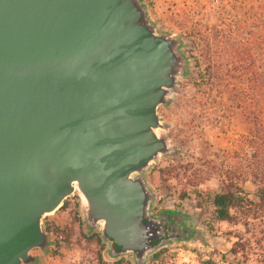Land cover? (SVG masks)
Returning a JSON list of instances; mask_svg holds the SVG:
<instances>
[{
    "label": "water",
    "instance_id": "1",
    "mask_svg": "<svg viewBox=\"0 0 264 264\" xmlns=\"http://www.w3.org/2000/svg\"><path fill=\"white\" fill-rule=\"evenodd\" d=\"M180 46L142 0H0V264H35L43 218L75 192L112 254L142 264L172 239L145 173L175 152L158 108Z\"/></svg>",
    "mask_w": 264,
    "mask_h": 264
},
{
    "label": "rangeland",
    "instance_id": "2",
    "mask_svg": "<svg viewBox=\"0 0 264 264\" xmlns=\"http://www.w3.org/2000/svg\"><path fill=\"white\" fill-rule=\"evenodd\" d=\"M142 1L158 30L181 40L180 51L188 59L175 94L158 108L165 125L158 133L169 135L175 152L160 156L145 173L154 194L150 215L160 218L172 212L187 221L190 231L187 237L166 241L142 264H264V210L236 209L234 221H216L209 198L225 180L256 199L257 167L264 164V122L249 118L245 110H257L256 104L239 99L235 80H219L214 73L229 49L220 39L254 38L251 8L258 0ZM212 37L214 67L209 69L201 49ZM42 225L50 241L45 250L32 251L38 257L35 264H137L131 253L112 254L101 227L87 223L78 192L45 216Z\"/></svg>",
    "mask_w": 264,
    "mask_h": 264
},
{
    "label": "trees",
    "instance_id": "3",
    "mask_svg": "<svg viewBox=\"0 0 264 264\" xmlns=\"http://www.w3.org/2000/svg\"><path fill=\"white\" fill-rule=\"evenodd\" d=\"M251 9L254 13L250 21H253L256 29L254 38L248 39L240 36L230 42L229 35L220 36V38L225 37L220 41L227 44L229 49L226 50V55L221 57L223 65L218 66L219 69H216L214 77L219 80L225 78L235 80L237 83L234 86L237 85L240 94L239 99L242 101L251 100L257 107V110L251 108L245 112L248 115L250 113L249 118L251 116L255 122L262 124L264 122V0H258L257 6ZM210 39L213 37L205 39L206 45L201 49L202 54L205 55V60L208 61L207 63H211L209 69L214 67L209 49ZM257 168L255 181L258 183V187L254 194L256 199H252L246 189L221 180L219 190L209 197L214 206V220L234 221L235 217L232 211L236 209L244 211H250L254 208L257 211L264 210V164L258 165ZM181 197H186V193H183ZM235 252L236 250L233 249V253ZM156 257L158 255H155ZM203 263L215 264L211 260L203 261Z\"/></svg>",
    "mask_w": 264,
    "mask_h": 264
},
{
    "label": "flooded vegetation",
    "instance_id": "4",
    "mask_svg": "<svg viewBox=\"0 0 264 264\" xmlns=\"http://www.w3.org/2000/svg\"><path fill=\"white\" fill-rule=\"evenodd\" d=\"M163 216H165L162 223L166 237L184 238L190 234L187 221L179 220L172 212H166ZM169 232H171L170 236H168ZM152 242L156 243L158 240L152 239Z\"/></svg>",
    "mask_w": 264,
    "mask_h": 264
}]
</instances>
